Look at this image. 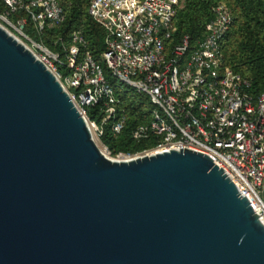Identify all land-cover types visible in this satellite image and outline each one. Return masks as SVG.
I'll return each instance as SVG.
<instances>
[{
    "label": "water",
    "instance_id": "1",
    "mask_svg": "<svg viewBox=\"0 0 264 264\" xmlns=\"http://www.w3.org/2000/svg\"><path fill=\"white\" fill-rule=\"evenodd\" d=\"M213 160L107 158L0 25V264H264V223Z\"/></svg>",
    "mask_w": 264,
    "mask_h": 264
},
{
    "label": "built area",
    "instance_id": "2",
    "mask_svg": "<svg viewBox=\"0 0 264 264\" xmlns=\"http://www.w3.org/2000/svg\"><path fill=\"white\" fill-rule=\"evenodd\" d=\"M0 1L6 6L0 25L57 77L107 158L128 161L185 149L206 155L264 223V93L255 99L249 80L223 68L222 42L233 25L227 4L213 8L204 39L192 44L189 37L175 40L180 0H90V15L106 33L102 61L111 78L154 108L150 122L132 130L135 142L153 146L113 157L101 142L105 126L111 124L112 134L119 136L128 117L102 65L83 50L81 32L73 33L63 56L27 35L29 21L38 35L64 23L59 0ZM18 13L24 16L12 23ZM99 102L105 106L101 124L87 113Z\"/></svg>",
    "mask_w": 264,
    "mask_h": 264
},
{
    "label": "trees",
    "instance_id": "3",
    "mask_svg": "<svg viewBox=\"0 0 264 264\" xmlns=\"http://www.w3.org/2000/svg\"><path fill=\"white\" fill-rule=\"evenodd\" d=\"M59 2L65 13L64 23L38 35L33 29V23L29 21L27 35L42 43L51 52L63 56L64 49L71 44L73 33L81 32L85 40L83 50L89 52L102 65L105 76L115 88L119 106L128 117L126 128L119 136L112 134L111 124L105 126L102 144L111 151L113 157L119 154L134 155L152 147L153 144L149 141L135 142L132 139V130L138 125L150 122L154 108L147 98L121 91L117 82L111 78L102 61L106 33L90 15V0ZM219 3L227 4L233 15V25L222 42L223 68L249 80L250 94L257 99L264 93V0H180L174 18L175 40L189 37L192 44L202 41L206 28L214 17L213 8ZM5 11L6 6L0 1V14ZM23 16L22 13L16 14L12 23ZM104 110L103 102L88 107L89 119L101 124Z\"/></svg>",
    "mask_w": 264,
    "mask_h": 264
},
{
    "label": "rangeland",
    "instance_id": "4",
    "mask_svg": "<svg viewBox=\"0 0 264 264\" xmlns=\"http://www.w3.org/2000/svg\"><path fill=\"white\" fill-rule=\"evenodd\" d=\"M0 23H1V22H0ZM1 24H2V23H1ZM121 91H123V92H128L130 95H133V94L137 95L132 89H129V88H127V87H123V88L121 89ZM137 96H139V95H137ZM95 142L97 143L98 147L100 148V142H98L96 139H95Z\"/></svg>",
    "mask_w": 264,
    "mask_h": 264
}]
</instances>
